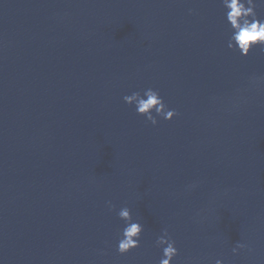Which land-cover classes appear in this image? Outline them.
<instances>
[{"label": "water", "instance_id": "95a60500", "mask_svg": "<svg viewBox=\"0 0 264 264\" xmlns=\"http://www.w3.org/2000/svg\"><path fill=\"white\" fill-rule=\"evenodd\" d=\"M224 12L0 0V264H159L164 228L173 264H264V47L228 48ZM149 87L172 121L124 101ZM125 206L144 232L122 255Z\"/></svg>", "mask_w": 264, "mask_h": 264}, {"label": "clouds", "instance_id": "9594fccd", "mask_svg": "<svg viewBox=\"0 0 264 264\" xmlns=\"http://www.w3.org/2000/svg\"><path fill=\"white\" fill-rule=\"evenodd\" d=\"M222 5L230 31L228 48L247 57L254 47H264V16L258 12V9L264 10V0H222ZM250 83L253 86H262L264 77L253 76ZM123 99L129 106H134L137 114L145 117L152 125L159 123L158 118L172 121L179 115L175 109L169 108L160 92L151 87L143 91H134L130 95H125ZM195 187V184L189 185L188 190ZM107 207L115 210V205L111 201L107 202ZM117 215L124 221L117 242V251L123 255L140 247L144 225L138 219H134L131 208L127 206L120 208ZM156 246L162 249L159 264H173L179 255V249L167 228H164L162 234L157 237ZM246 248L245 243L237 242L232 252L239 254L240 250ZM215 264H224V261L217 259Z\"/></svg>", "mask_w": 264, "mask_h": 264}]
</instances>
